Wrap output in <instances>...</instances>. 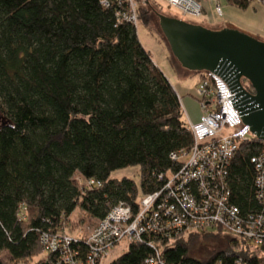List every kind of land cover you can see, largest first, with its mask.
<instances>
[{"label": "trees", "instance_id": "1", "mask_svg": "<svg viewBox=\"0 0 264 264\" xmlns=\"http://www.w3.org/2000/svg\"><path fill=\"white\" fill-rule=\"evenodd\" d=\"M251 1L225 0L239 9ZM136 2L146 21L141 3L147 6L148 0ZM106 3L0 0V251L12 262L43 251L44 235L72 229L76 210L97 222L119 202L136 212L138 200L155 192L177 206V195L186 193L197 208L214 194L244 220L264 216L256 182L264 142L257 138L240 142L212 173L207 194L197 180L181 179L179 190L166 186V175L183 168L171 155L189 151L193 134L174 87L141 44L136 25L124 19L126 6L120 0ZM130 166L139 167V185L111 176ZM89 179L101 185L87 186ZM157 230L129 241L108 264H144L157 251L167 264L258 262L220 226ZM212 239L224 246L204 257L191 255L197 242ZM70 249L84 260L89 246L81 239ZM47 258L59 262L49 250Z\"/></svg>", "mask_w": 264, "mask_h": 264}, {"label": "built area", "instance_id": "2", "mask_svg": "<svg viewBox=\"0 0 264 264\" xmlns=\"http://www.w3.org/2000/svg\"><path fill=\"white\" fill-rule=\"evenodd\" d=\"M105 3L107 0H104ZM127 8L123 15L126 21L135 22L137 3L134 0H120ZM173 6L192 14L199 15L203 7L199 0H169ZM264 2V0H262ZM107 4V3H106ZM217 10L221 13L220 8ZM135 24V23H134ZM204 82L200 84L199 91L206 92V86L212 90L204 95V103L200 108L204 115L197 123H189L194 143L189 151L172 154L171 159L181 161L183 168L174 174L166 175V186L172 189H181L182 180H197L200 190L207 194L204 189L207 181L212 179V173L229 161L237 151L239 143L257 138L250 132L234 109L231 99L232 94L224 80L212 72H203ZM241 88L245 91L243 83ZM247 92V91H245ZM261 141V140H260ZM264 142V141H263ZM259 168H262L256 177V182L263 190L258 196H264V151L258 156ZM186 182H183V184ZM87 186L101 184L89 179L85 181ZM172 192V191H171ZM179 194V192H175ZM173 196L174 194L171 193ZM180 206L168 203L160 199V192L143 195L138 200V210L133 212L131 207L123 202L114 205L106 216L98 220L94 229L87 237L69 236L65 232L56 233L53 236L44 235L42 244L50 252L57 254L59 262L51 264H98L105 258L110 249L123 237L129 241H139L141 235L147 230L175 229L177 232L200 231L210 227L220 226L245 243L241 248L248 256L256 257L257 264H264V216L249 217L246 220L238 216V210L234 206H226L223 200L214 194L207 195L209 203L204 207L197 208L193 199L186 193L177 195ZM212 206V207H211ZM161 215L163 217H161ZM161 223V226H160ZM126 224L131 229L124 228ZM89 246V251L84 260L73 257L70 249L71 242H79L81 239ZM251 243V244H249ZM253 246L250 247L249 246ZM257 249L254 251V249ZM144 264H167L161 259L158 251L155 256L145 259ZM235 264H243L241 259L235 260Z\"/></svg>", "mask_w": 264, "mask_h": 264}, {"label": "rangeland", "instance_id": "3", "mask_svg": "<svg viewBox=\"0 0 264 264\" xmlns=\"http://www.w3.org/2000/svg\"><path fill=\"white\" fill-rule=\"evenodd\" d=\"M134 1L136 2V0ZM199 1L203 7L202 13L194 15L178 6H173L169 0H148L147 6L141 3L147 11L146 21L142 17H139L140 14H138L137 9V18L134 22L141 44L149 51L155 64L166 75V78L178 94L182 108V119L187 125L189 123L199 122L201 116L204 115L205 111L200 108V103H204V95L211 91L212 87L208 85L205 87L206 92H200L198 86L204 82V77L182 68L172 57L168 44L160 30L157 14L175 17L188 23L200 24L211 29H216L222 24H229L231 28L237 29L264 42V2L262 0H252L246 9L230 6L225 0H207L204 6L201 0ZM136 3L140 5L138 2ZM217 8H220L221 13ZM240 81L243 83L245 91L250 94L254 93L252 87L245 79L242 78ZM111 176L115 178H121L123 176L131 178L137 185L140 182L138 166L115 170L111 173ZM79 180H81L79 175H74L73 182L78 183ZM71 218L74 220V223H72L74 227L72 229H66V235L87 237L92 232L96 233L97 229H94L97 226L95 225L96 221H91L87 217H84L82 211L76 210ZM126 227L131 229L130 224H126L124 228ZM223 235L227 238H237L240 247H246L245 243L238 236L229 233L227 229H223ZM128 244L127 237L121 238L110 249L108 255L101 259L98 264H108L111 260L125 252ZM223 246L224 244L217 240H201L195 244L190 252L191 255L204 257L214 249ZM250 247L253 246L250 245ZM256 250L255 248L254 251ZM47 251L48 249L44 248L38 254L17 262H12L6 251H0V260L3 264H38L43 261L50 263V260L47 258Z\"/></svg>", "mask_w": 264, "mask_h": 264}, {"label": "water", "instance_id": "4", "mask_svg": "<svg viewBox=\"0 0 264 264\" xmlns=\"http://www.w3.org/2000/svg\"><path fill=\"white\" fill-rule=\"evenodd\" d=\"M157 15L170 53L180 66L221 77L232 94L228 98L242 122L257 139L264 141V42L231 27L211 29ZM242 78L250 84L253 94L241 88Z\"/></svg>", "mask_w": 264, "mask_h": 264}, {"label": "crops", "instance_id": "5", "mask_svg": "<svg viewBox=\"0 0 264 264\" xmlns=\"http://www.w3.org/2000/svg\"><path fill=\"white\" fill-rule=\"evenodd\" d=\"M203 1H204V3H203ZM207 0H201V3L203 4V6L205 5V2H206ZM222 27H231L229 24H222L220 27H217L216 29H218V28H222ZM166 76V75H165Z\"/></svg>", "mask_w": 264, "mask_h": 264}]
</instances>
